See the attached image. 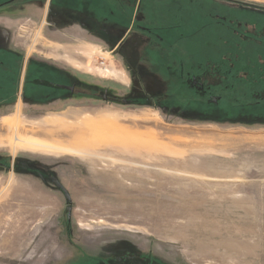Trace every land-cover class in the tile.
I'll return each mask as SVG.
<instances>
[{"label": "rangeland", "instance_id": "374dc122", "mask_svg": "<svg viewBox=\"0 0 264 264\" xmlns=\"http://www.w3.org/2000/svg\"><path fill=\"white\" fill-rule=\"evenodd\" d=\"M29 1L0 7V77L14 75L5 72L9 51L23 58L20 85L30 61L72 68L69 59L80 57L73 64L81 88L25 94L19 85L12 100L10 81L0 86V264H264V122L221 123L208 112L219 108L216 97L206 106L193 101L246 68L199 69L189 59L172 71L156 58V34L136 26L143 36L132 34L128 46L143 44L156 65L135 62L124 84L117 56L74 53L68 38L59 46L58 30L29 17ZM181 2L144 0L142 23L154 24L153 11L176 16ZM189 2L191 11L204 3L230 9L242 35L217 23L209 36L189 37L183 56L218 59L223 39L235 37L249 40L252 55L264 53L256 51L264 30L250 23L264 15V0ZM188 27L196 30L193 19ZM189 72L190 94L180 82Z\"/></svg>", "mask_w": 264, "mask_h": 264}, {"label": "crops", "instance_id": "0c3cea01", "mask_svg": "<svg viewBox=\"0 0 264 264\" xmlns=\"http://www.w3.org/2000/svg\"><path fill=\"white\" fill-rule=\"evenodd\" d=\"M143 4L144 0H30L24 8L30 18L41 21L45 27L50 29L51 34L57 32L55 29L60 32L57 34L60 39L56 42L59 46L61 42L62 47H66L64 40L68 38L73 43V47L68 44L66 49L74 53L82 54V51L87 49L95 54L102 48L106 50L105 52L117 56V61L121 63L126 76V81L122 82L125 84L131 81L130 76L137 67L135 62L141 64L146 62L145 59L150 60L149 57H146L143 44L135 52L132 46H128V39L132 34L143 36V31L142 34L134 31L136 26L143 29ZM152 7H156V5L152 4ZM139 14L140 22L138 21ZM166 16L167 20L164 18L162 20L171 19L170 15ZM159 20H161L159 15L153 11L151 22ZM102 49L100 52H104ZM68 50L65 51L68 52ZM77 58L69 59L72 68L50 62L30 61L25 70L27 73L24 82L22 81L20 85L24 87V93L29 94V91L37 89L69 91L80 89L81 68L73 64L74 62L81 64L80 57ZM74 79L77 80V84L72 82ZM93 83L91 85H94ZM208 112L212 119L214 116L215 120L221 123L264 122V105L245 109L208 107ZM235 137L237 140L238 137Z\"/></svg>", "mask_w": 264, "mask_h": 264}, {"label": "trees", "instance_id": "16d2710c", "mask_svg": "<svg viewBox=\"0 0 264 264\" xmlns=\"http://www.w3.org/2000/svg\"><path fill=\"white\" fill-rule=\"evenodd\" d=\"M180 1H182V9L177 11L176 16H171V19L168 21L161 19L151 25L147 23V25L150 26H145L146 24H144V26L142 27L147 31L150 30L151 32H154V34H156L155 36H152L153 33L151 34V39L153 43L156 42L163 46L162 51L164 52L161 54L162 51L159 49L156 53V58H160L162 63L166 67H168L169 69L172 68V71L176 72L177 68H179L182 63H185L186 61L189 62V59L190 61L192 60L190 67H198L199 69H206L210 65L233 67L235 68V70H243L246 68V70L249 72L248 75H241L240 73L233 71V73L236 75V78L231 84L222 85V83H218L215 85V87H213V90H205L212 91V97H209V92L208 96H206L208 97L207 99L193 97V101H201L199 103H201L203 106H206L210 104L211 100L214 99L213 97H216V106L224 109H244L248 108L249 106L264 105V98L260 97L261 92H264V53H256L252 55L249 51H247L245 48L246 45H249V40L247 41L244 37L223 39L225 37V34L220 33L219 37H221V39H223V42L225 43L224 52L223 55L220 56V58H206V60L204 61L203 59H200V57L198 59V56L196 55H193V57H189L188 55H182V53L189 52L190 50V48L188 47V43L191 42L190 39H188L189 37H191L192 35L195 36L198 33H202L201 31H204L206 33V36H209L210 27L217 26V23L219 24V27L224 26L227 28V30H233L239 35H242L240 34V30L236 28V26H234V20H231L230 22L228 18L229 16L226 14V12H230V9L227 11L224 6L217 7L210 3H204L202 5V8L198 6L195 11H191L189 5L187 7V4L190 3L189 1L191 0ZM157 2L161 4H163L162 2H166L164 5H167V0H157ZM213 8L221 9V11H217ZM260 8L264 9V6ZM238 12L239 11L237 10L235 11L236 14H238ZM255 16H258L260 21L250 20V23L257 25L260 31L264 30V23H262L264 20V15L257 14ZM192 19L194 22V28L196 30H193L190 27L187 28V26L189 25V21H192ZM172 28H179V33L177 35H175V33H170V31H176ZM197 30L199 31L196 32ZM244 36H247V34L245 33ZM159 39L161 40L159 41ZM258 39L262 40L260 45L264 47V35L260 34ZM239 42L244 43L245 46L239 47ZM263 47H261L260 49H256V51L264 50ZM9 54H12L13 56V67L7 69L5 72L8 73L13 71L14 75L11 76V80H8L5 75H2L0 77V86H5L10 81L8 85L13 95L12 100H14L15 94L18 91L19 87L18 81L20 77V71L22 69L21 63L23 58L22 56H17V54L13 53L12 51H9ZM2 61L3 63L6 62L11 64L10 58L9 62L7 57H5ZM149 63L151 67L156 65V59L149 60ZM254 68H257L258 70L252 75L251 70H253ZM194 79L197 80L198 78L195 76ZM191 80H193V78L191 77V72L188 73V78L185 81L180 80L183 85L187 84L185 87H187L186 91H188V94L193 91L195 92V88H192L194 86H191V82H193ZM255 82L256 86H254ZM247 85H249V89H247ZM169 92H172V95H175L177 97L180 96V94H177L175 92L173 93V89H171Z\"/></svg>", "mask_w": 264, "mask_h": 264}, {"label": "flooded vegetation", "instance_id": "af4514ba", "mask_svg": "<svg viewBox=\"0 0 264 264\" xmlns=\"http://www.w3.org/2000/svg\"><path fill=\"white\" fill-rule=\"evenodd\" d=\"M10 1H12V0L3 1L2 3H0V7H2V6H5V5L9 4V3H10ZM4 3H5V4H4ZM19 85H20V83H19Z\"/></svg>", "mask_w": 264, "mask_h": 264}]
</instances>
